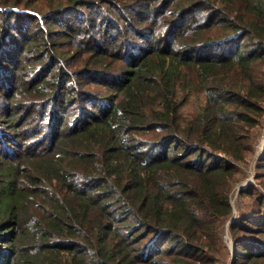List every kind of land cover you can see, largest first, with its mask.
<instances>
[{
	"label": "trees",
	"instance_id": "obj_1",
	"mask_svg": "<svg viewBox=\"0 0 264 264\" xmlns=\"http://www.w3.org/2000/svg\"><path fill=\"white\" fill-rule=\"evenodd\" d=\"M259 123L264 0H0V264H264Z\"/></svg>",
	"mask_w": 264,
	"mask_h": 264
},
{
	"label": "rangeland",
	"instance_id": "obj_2",
	"mask_svg": "<svg viewBox=\"0 0 264 264\" xmlns=\"http://www.w3.org/2000/svg\"><path fill=\"white\" fill-rule=\"evenodd\" d=\"M81 9L85 10L86 12H90L91 8L81 7ZM71 38L72 37H70L71 40L70 44L75 42L74 41L75 38L72 39ZM65 43L67 44V41H65ZM66 48H71L74 50L73 46L71 45H67ZM202 101H203L202 96L198 98L192 95L190 97V100L186 104H184L182 108L183 112H189L194 110L195 107L198 104H200ZM258 125H261L258 129H256V127L252 129L255 135L253 150L245 155L244 161H240L239 164L240 169L238 172H236L237 181H235V184L231 191V201L234 206L233 217L235 216L234 217L235 219L242 212H245L246 214L245 213L243 214L247 215L250 211L255 210L254 206L252 207V201H253L252 196L242 197L241 195H239L240 185H244L246 181L250 179V182H252L256 188L255 194H258L256 193L257 190H259L261 193H264V126L262 128V125L264 124L259 123ZM256 174H260V177L257 178ZM229 222L230 221L224 223L223 250L225 253H229L234 250L233 234L228 227L230 224ZM238 234L243 238L258 236L260 239L264 240V234H257L255 232H249L244 229H239Z\"/></svg>",
	"mask_w": 264,
	"mask_h": 264
},
{
	"label": "water",
	"instance_id": "obj_3",
	"mask_svg": "<svg viewBox=\"0 0 264 264\" xmlns=\"http://www.w3.org/2000/svg\"><path fill=\"white\" fill-rule=\"evenodd\" d=\"M249 182H250V179H248L244 185H240L239 189L243 188V187H244L246 184H248Z\"/></svg>",
	"mask_w": 264,
	"mask_h": 264
}]
</instances>
